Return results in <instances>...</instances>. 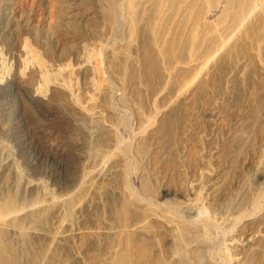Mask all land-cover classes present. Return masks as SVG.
I'll return each mask as SVG.
<instances>
[{
	"label": "bare ground",
	"instance_id": "1",
	"mask_svg": "<svg viewBox=\"0 0 264 264\" xmlns=\"http://www.w3.org/2000/svg\"><path fill=\"white\" fill-rule=\"evenodd\" d=\"M12 3L9 18L19 43L12 66L0 47V92H20L25 115L49 114L51 122L67 127L99 128L97 145L89 151L94 165L100 160L116 169L129 157H139L138 164L146 154L152 164L132 166L135 187L120 189L106 225L97 221L83 230L74 218L69 223L58 218L57 224L51 219L61 208L60 213L74 216L83 199L96 200L105 170L87 172L79 192L67 198L41 200L39 192L29 201L17 168L14 192L0 197V264H264V182L245 174L251 167L264 169V150L257 148L264 145H245L254 130L264 142V0ZM241 54L255 61L260 88L224 112L211 91L216 94L221 85L225 61L235 63ZM168 86L177 89L168 104L186 96L189 103L181 112L180 106L171 112L161 106ZM197 102L203 129L238 143L229 157L227 145H220L222 152L209 167L177 134L181 114ZM34 103L45 109H35ZM121 109L143 125L134 149L119 126ZM19 126L0 122L1 130ZM184 145L189 154L183 160ZM234 176L245 178L244 190L234 185ZM255 185L259 192H253ZM223 236L224 250L218 248Z\"/></svg>",
	"mask_w": 264,
	"mask_h": 264
},
{
	"label": "rangeland",
	"instance_id": "2",
	"mask_svg": "<svg viewBox=\"0 0 264 264\" xmlns=\"http://www.w3.org/2000/svg\"><path fill=\"white\" fill-rule=\"evenodd\" d=\"M13 1L14 0H0V47L4 51L3 53L6 57L5 62L11 66L14 62L16 47L19 43L18 37L16 33L13 32L11 27V17L9 18L11 8L14 4L12 3ZM44 8H46V4L44 5ZM25 10L28 15L32 14L29 10ZM37 10L38 12L40 11L39 8H36V11ZM239 56L236 58L235 61L237 62L235 63H233L234 60L225 61L223 65L226 66H224L225 68L221 72L224 75V78L222 80L223 76H220L222 75L220 74V79H218L219 82L222 81V86L220 85L216 88V92L218 94H215V90L213 92L211 91L213 98L218 99L222 103L220 109L223 108L224 112H227V110L230 109H236L243 101V97L246 96L248 91L252 88H260L257 71H255L256 69L254 70L255 61L245 54H241ZM241 57L242 59H239ZM232 78L235 79V81ZM176 86H168L166 91L168 98L161 104L167 112H171L179 106L182 107L180 110L181 112L183 107L189 103H186V96L180 95V98L177 99V101L172 104H168L170 98L174 97L177 93V89H175ZM192 89L193 87H190L189 91ZM229 89L231 91H227ZM157 95L151 97V100H153ZM22 99V95L16 89L9 88L0 92V122L1 120H9L11 124H14L15 122H17V124H23V126L11 127L6 130L0 129V197L2 192H14L15 170H17V168H19L18 170L20 171L22 180L25 184H27V191H25L22 195L26 194L24 196H26L25 198L29 201L34 199L39 192H41V200L44 198L48 200H52V198H67L69 195L79 192L85 178L84 176H86L87 172L102 168L105 170L103 175H107V179L105 184L102 183L99 185H102V192H99V189H97L99 192L98 198L96 200H91L90 198H86V200L83 199L82 206L76 210L74 216H67L64 212L60 213V211H62L61 208L52 217L51 222L57 224L59 218L64 219L67 221L66 223H69V220L74 218L76 225H78V227H75L82 230L84 228L94 227L97 221L101 223V226H103V224L106 225L108 222L107 219H109L111 206L115 201L118 203L119 191L123 190L125 185L129 188L135 187L134 184L133 186L131 185L133 181V175H131V173L132 166L137 164V159H139V157L136 159L133 157L127 158L126 166L118 167L116 169H111L110 166L107 168L100 160H98L97 164L94 165L89 161V151L92 145H97L96 140L99 139L100 135L99 128H92L89 123L84 128L67 127L60 124V121L58 120H55L57 121L55 123L51 122L49 114H43L41 118H35V116L30 114L25 115L22 110ZM32 106L37 110L45 109L37 103H34ZM10 108L14 109H12L13 111L8 110L12 115H6V118H4L3 112ZM202 111L203 110L199 102L192 106L191 111L187 115L185 114V109V113L181 114V118L176 124V127L179 139L185 141L186 143L191 142L190 144H192L194 151L199 153L198 162L203 163L204 165L202 166L204 167L206 165L209 167L214 164V158L216 155H218L220 151L222 152L220 145H227L226 151H228V153L226 155H231V152H234L232 150V145H235L236 142H234L232 138H228L229 136L227 135L223 138L222 135H220V137L213 129L205 131L202 125H200L201 118H204ZM224 114L225 115L223 117L225 118L226 113ZM61 118L68 121L66 118ZM118 119L120 121L119 126L121 128V132L124 133L123 138L125 140L128 139L127 142H129V145L131 144V147L134 149V146L137 145L138 141V131L142 129L143 125L139 126L136 124L133 118L126 115V112L122 109L118 111ZM210 119L208 120L210 123L212 122L211 124H213L215 122L214 118ZM22 120L25 121L21 122ZM27 120L30 122L29 125H26L28 123ZM186 123L190 125H187ZM186 125L188 130L185 128ZM249 132H245L249 133L247 135L248 142L245 145H264L263 140L260 139V135H258L256 130ZM256 134L258 135L257 137H255ZM240 137H242L241 134ZM90 141L93 142L89 144ZM236 144L238 145V143ZM167 145L172 144L169 142ZM257 148H259L260 151L264 150L263 146H257ZM188 151L189 145H184L180 152V157L183 160L188 156ZM164 155L166 159L171 157L169 151ZM141 159L142 160H138L137 164L139 169L140 166L143 165H146L148 168L151 167L152 162L150 161L148 154L143 155ZM184 162L187 164L186 160ZM183 168L185 172L190 171L187 165H184ZM199 168L198 172L202 174V171H205V169L201 168V165ZM249 170H245V174H249V176L252 177L255 176L254 181L258 182L260 178L262 183L264 182V172H262L264 171L263 168H261V173L257 171L260 170L257 169V166L251 167ZM138 172H141V170ZM233 173L234 172L231 174L233 175ZM241 177L242 176H236L235 178L237 180L233 179V183L235 182L234 185H239V189H243L240 187H242L241 184L245 180L244 177H242V179ZM7 178L8 181L5 182V179ZM258 187L259 186L255 185V188L253 187L252 189L253 192H259L258 190L260 187ZM229 218L230 216L228 219ZM77 222L80 223V227ZM227 227H232V224ZM67 233H69V231H67ZM223 239L224 236L222 237L218 248H222L224 250L225 242ZM223 257H227L230 262L229 255L224 254Z\"/></svg>",
	"mask_w": 264,
	"mask_h": 264
}]
</instances>
